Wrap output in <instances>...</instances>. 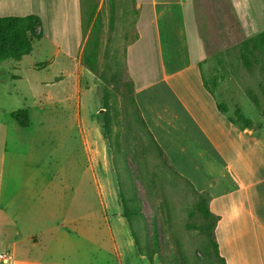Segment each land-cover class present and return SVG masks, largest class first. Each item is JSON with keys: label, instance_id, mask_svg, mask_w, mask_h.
Instances as JSON below:
<instances>
[{"label": "crops", "instance_id": "1", "mask_svg": "<svg viewBox=\"0 0 264 264\" xmlns=\"http://www.w3.org/2000/svg\"><path fill=\"white\" fill-rule=\"evenodd\" d=\"M81 1L0 0V17L38 19L31 52L0 61V252L13 254L2 264L144 258L115 202L110 171L99 190L98 156L88 157L95 148L83 146V91L52 89L64 80L56 78L61 70L50 75L53 64L61 68L54 58L66 65L84 49ZM227 1L244 38L264 30V0ZM134 2L136 37L125 47L124 65L141 116L177 173L206 194L224 263L264 264V125L244 110L243 120L235 118L206 83L194 0ZM17 109L27 111V127L11 118ZM61 116L68 120L58 126ZM81 150L90 172L85 188Z\"/></svg>", "mask_w": 264, "mask_h": 264}, {"label": "rangeland", "instance_id": "2", "mask_svg": "<svg viewBox=\"0 0 264 264\" xmlns=\"http://www.w3.org/2000/svg\"><path fill=\"white\" fill-rule=\"evenodd\" d=\"M81 5L86 28L84 49L93 55L91 69L84 65V49L77 60L67 58L66 65L54 58L61 68L53 64L50 75L61 70L56 78L64 80L52 89L55 94L72 88L74 93L83 91V146L95 148L87 151L88 157L95 151L94 156H98L99 164L94 167L99 190L107 186L103 179L105 171H110L115 202L130 218L138 241L134 244L136 253L139 246L144 254L143 259L135 256L132 263L221 264L214 248V217L207 212L206 194L198 193L177 173L165 154L155 149L137 119L134 92L124 65L125 47L136 37L138 9L134 0H82ZM194 10L207 58L203 72L206 83L235 118L243 120L244 110L256 126L264 125L263 57L255 51L249 56L251 66H246L240 46L245 38L227 0H194ZM22 63H30V56ZM251 95L256 97L257 106L249 100ZM57 120L55 124L61 126L68 119L61 116ZM47 125H54L52 119ZM89 129L92 131L86 134ZM80 157L84 174H90L82 150L81 154L77 151ZM88 174L84 188L90 182Z\"/></svg>", "mask_w": 264, "mask_h": 264}, {"label": "trees", "instance_id": "3", "mask_svg": "<svg viewBox=\"0 0 264 264\" xmlns=\"http://www.w3.org/2000/svg\"><path fill=\"white\" fill-rule=\"evenodd\" d=\"M8 24L9 26H7ZM37 25H38V19L36 16L33 15L24 16V17H0V30L5 28L4 31L0 33V61H5V60L18 61L24 55L29 54L32 50L33 39L38 37L37 34L35 33V28ZM240 46L244 50V52L242 53V58L244 59V62L247 67L251 66L249 61V56H253L255 54L254 53L255 51H259V53L261 54L264 60V30L252 37L245 38L244 41L241 42ZM84 50L85 51L83 52V57H82L84 65H86L91 69V61L93 55L91 52L87 51L88 50L87 47ZM131 85H132V90L134 92L132 81H131ZM249 100L255 106L258 105V101L254 95L249 96ZM134 104L137 110V119L140 122L143 131L146 133L147 137H149V140L153 144L155 149H157L159 153L164 154L163 150L156 143L152 134L147 128L141 116L136 101ZM10 116L14 121H16L17 124H19L22 127H27L29 125L28 113L24 109H17L13 111ZM244 122L247 125L251 123L247 119L244 120ZM165 159H167L166 155H165ZM207 212L211 214L208 207H207ZM122 216L126 218L129 225L131 236L134 240V244L137 245L138 241L136 240V235L131 230V223L129 216L126 215L125 212H123ZM214 225H215V220L213 222L212 235H213ZM214 248L218 254L215 240H214ZM137 249L139 254L144 255L143 253H141L139 246H137ZM148 259L149 261H151L152 259L151 256L148 255ZM219 259L221 260V264H225L220 256Z\"/></svg>", "mask_w": 264, "mask_h": 264}, {"label": "built area", "instance_id": "4", "mask_svg": "<svg viewBox=\"0 0 264 264\" xmlns=\"http://www.w3.org/2000/svg\"><path fill=\"white\" fill-rule=\"evenodd\" d=\"M12 260V254L5 251V252H0V261L2 263H8Z\"/></svg>", "mask_w": 264, "mask_h": 264}]
</instances>
